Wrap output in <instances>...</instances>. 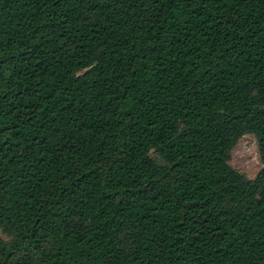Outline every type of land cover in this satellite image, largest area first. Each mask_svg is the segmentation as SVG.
<instances>
[{
  "label": "trees",
  "instance_id": "trees-1",
  "mask_svg": "<svg viewBox=\"0 0 264 264\" xmlns=\"http://www.w3.org/2000/svg\"><path fill=\"white\" fill-rule=\"evenodd\" d=\"M0 233V264H264V0H0Z\"/></svg>",
  "mask_w": 264,
  "mask_h": 264
},
{
  "label": "rangeland",
  "instance_id": "rangeland-1",
  "mask_svg": "<svg viewBox=\"0 0 264 264\" xmlns=\"http://www.w3.org/2000/svg\"><path fill=\"white\" fill-rule=\"evenodd\" d=\"M229 154L228 163L248 178H252L261 167L255 137L251 133L242 134L231 147ZM0 234L6 238L4 234Z\"/></svg>",
  "mask_w": 264,
  "mask_h": 264
}]
</instances>
